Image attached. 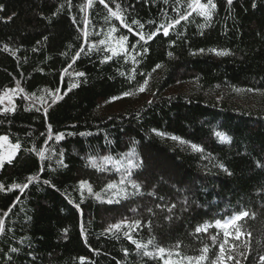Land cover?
<instances>
[{
    "label": "trees",
    "instance_id": "trees-1",
    "mask_svg": "<svg viewBox=\"0 0 264 264\" xmlns=\"http://www.w3.org/2000/svg\"><path fill=\"white\" fill-rule=\"evenodd\" d=\"M105 2L132 31L99 0H0V94L20 90L0 108V136L20 145L0 169V264H162L128 228L105 231L123 220L140 221L137 241L193 257L207 244L215 258L218 230L196 227L241 210L255 214L241 222L251 235L229 238L226 264H264V0H213L209 20L193 13L147 43L137 33L178 19L187 0ZM121 36L127 52L112 56Z\"/></svg>",
    "mask_w": 264,
    "mask_h": 264
},
{
    "label": "snow or ice",
    "instance_id": "snow-or-ice-1",
    "mask_svg": "<svg viewBox=\"0 0 264 264\" xmlns=\"http://www.w3.org/2000/svg\"><path fill=\"white\" fill-rule=\"evenodd\" d=\"M228 4H232L233 0H227ZM93 3V0H88V6L91 7ZM100 4H103L105 8H108V4L105 2V0H99ZM216 8V4L213 2V0H207L206 3L202 2V0H187V10L184 14H180L178 19H175L171 22H169L167 25L161 24L157 27V30L152 32L151 34H145V33H137L139 36L140 40L144 41L147 43L148 41L152 40L157 34L160 32L162 29L163 35L168 36L169 35V30L174 28L177 24H179L181 21L188 20L189 17L193 14L196 13L197 15L203 17L205 20H209L212 16L213 10ZM175 10V9H174ZM109 15L111 17H115L117 20L121 22V25L123 27L128 28L129 31H132V28L125 22L124 17L122 16L121 12L119 11V5H117V11H113L111 8H108ZM133 24H138L141 28H143V25L140 24L139 21L133 20ZM204 25H201L203 27ZM116 32V28L113 27L110 29L108 33L109 40L112 37V33ZM85 37H87L88 33H84ZM109 40H100L99 43L101 45L109 43ZM127 41L126 36H121L119 40L117 41V47H108L105 50L109 51L112 53V56H117L121 53H126L127 48L125 47V43ZM95 45H90L89 46V51H91ZM133 47H135L133 45ZM84 49L83 47L81 48V52H83ZM148 49H144V52H147ZM218 55H225L226 53L224 52H218ZM80 53L78 52L76 54V58H78ZM171 56V53H169ZM111 59V56L105 57L103 62H106L107 60ZM135 60V57L132 58ZM71 67V65L69 66ZM160 65H156V68H159ZM155 70V69H154ZM67 71V70H65ZM79 76H83L84 73H77ZM123 75V73H121ZM148 81L147 79L144 80V83L139 86L137 91L143 92L145 91V87L147 85ZM76 85H72V87H75ZM237 91H239L237 89ZM59 92V89H57V93ZM134 93L132 92H125L123 95L124 96H131ZM62 96L57 95L56 99H62ZM113 99H119V97H113ZM56 100H53V103H55ZM12 109H4L5 112L11 111ZM155 131V130H153ZM157 135L163 136L165 135L164 133H157ZM216 135L220 138L221 141L227 142L229 141V137L226 135L217 132ZM62 138V134H58L56 136L57 140H60ZM173 140L179 139L178 137H171ZM183 143V141H181ZM5 146H7V150L5 152H0V164H3L5 161L8 163L12 162L13 157L16 154V151L20 148L19 144H10L8 142V137L7 136H0V149H4ZM192 148L194 151H202L201 148L197 145H192ZM38 155L43 158L44 154L43 151L39 152ZM130 155V154H127ZM112 158L111 157H103V160L105 161H110ZM62 163V161H61ZM129 165L131 167H138V165H134L131 160L128 161ZM130 175V173H129ZM34 179L33 177H29V181ZM44 183H48V181H44ZM123 183V181H121ZM132 188L136 189V193L133 194H138L140 191V185L137 184L136 182L132 181L131 182ZM13 188H23L27 187V185H13ZM80 187L81 189L87 188L88 192H92L91 186L88 184L87 181H81L80 182ZM107 189L111 190L116 187L115 184L109 183L107 186ZM9 191L11 189H8ZM0 191H4V186L0 185ZM123 191V190H122ZM149 195H152V193H149ZM97 198H99V193H96ZM111 203V201H109ZM79 207V205H77ZM175 205H172L171 208L168 210L171 211L172 208H174ZM135 211V210H134ZM151 211V209H149ZM255 214L250 213L247 210H241L238 213L233 214L230 217H226L224 219H217L214 221V223H209L205 222L204 224L198 225L195 229L196 233H207L209 228L215 227L218 231L215 235H210V239L213 242V245L219 242V251L215 255V258L210 257L209 252H210V246L205 244L203 248L200 249V255H197L195 257L193 256H188L182 254L179 249L181 245L177 243L172 249H167L165 247L159 246L155 242V238L149 239L146 243H142L140 241H137L133 239L131 232L135 231L137 227L140 226V221L136 220L133 222H128L127 220H123L120 222H117L115 224L109 225V227L105 230L107 232H111L113 230L119 232L122 227L128 228L129 231H126L123 233V235L132 243L135 245V248L138 250V254L142 252V255L144 257H148L150 259H157L158 261H161L162 264H226L227 261H233L235 258L233 255H231V251L236 248V245H231L230 247H226L230 245V237L239 240L241 239L242 236L248 235L250 236L251 233H245L242 231V221L245 218H254ZM4 227V221L0 219V231L3 230ZM220 231L223 232V240H219V233ZM152 246L154 251H149L148 248L149 246ZM12 251H16V249H12ZM125 254L127 255V249H125ZM84 258H81V261H83ZM260 260L264 262V256L260 257ZM235 264H240L239 260L235 261Z\"/></svg>",
    "mask_w": 264,
    "mask_h": 264
},
{
    "label": "rangeland",
    "instance_id": "rangeland-1",
    "mask_svg": "<svg viewBox=\"0 0 264 264\" xmlns=\"http://www.w3.org/2000/svg\"><path fill=\"white\" fill-rule=\"evenodd\" d=\"M19 92H20V90H19V87L18 86H15L13 88L7 89L6 91L2 92L0 94V108L2 110H4V109H12L13 110L14 109V106H15L14 100L18 96ZM1 136H7V135H1ZM8 142L10 144H16V143H12L10 141L9 137H8ZM6 150H7V146H5L4 149H0V152H5ZM17 152H18V150L16 151V154H17ZM16 154H15V156H16ZM5 162H7V161H5ZM4 163L3 164H0V169L2 168V166L4 165Z\"/></svg>",
    "mask_w": 264,
    "mask_h": 264
}]
</instances>
